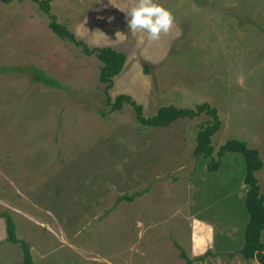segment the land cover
<instances>
[{"label":"rangeland","instance_id":"1","mask_svg":"<svg viewBox=\"0 0 264 264\" xmlns=\"http://www.w3.org/2000/svg\"><path fill=\"white\" fill-rule=\"evenodd\" d=\"M157 2L175 17L159 41L128 31L126 12L137 0H52V13L91 48L127 54L110 90L113 100L129 94L147 116L163 105L208 102L223 123L213 138L214 157L239 139L264 161V0ZM49 24L34 0H0V68L35 64L71 87L0 74V212L10 213L18 236L31 242L35 263L146 264L151 231L187 247L190 216L209 218L215 204L235 219L243 239L245 156L228 152L211 171L214 158L195 155L206 114L152 128L137 121L130 104L112 112L100 82L102 62ZM259 178L264 195V169ZM215 180L232 184L227 195ZM148 187L134 201L117 203ZM7 236L2 217L0 264H23L21 246ZM154 259L158 264L163 257Z\"/></svg>","mask_w":264,"mask_h":264},{"label":"trees","instance_id":"2","mask_svg":"<svg viewBox=\"0 0 264 264\" xmlns=\"http://www.w3.org/2000/svg\"><path fill=\"white\" fill-rule=\"evenodd\" d=\"M11 2L12 0H3ZM38 3L40 9L49 15L50 28L61 39L81 47L87 55H95L101 62L100 82L104 85L107 95L106 104L111 107V111H121L125 104H130L136 114V119L140 124L146 127L159 128L169 127L181 119H195L206 114L209 118L201 125L197 134V143L194 149L196 156L213 157L209 165L211 171H217L222 166V157L228 152L242 153L247 163V173L245 183L248 185L246 193V207L249 213V221L244 234L243 247L233 253L228 254L235 257L240 254L245 259L257 258L261 264H264V195L257 177L264 167V161L257 148L250 147L246 141L239 139L228 140L217 152L218 160L214 157L216 147L213 138L222 128V120L217 107L208 102L200 103L196 107H181L173 104L161 106L155 114L147 116L144 112V106L135 100L129 94H120L115 100L111 98L110 90L113 87L114 79L120 75L126 67L128 56L125 52L119 51L110 46L91 48L85 41L79 39L75 33L64 23L58 20V17L52 13V0H34ZM8 72H18L21 74H30L32 82L41 83L44 86L56 89L71 91V87L62 83L55 76L50 75L45 69L31 64L29 66H2L0 74ZM150 191V187L143 191H136L132 194H124L118 197L117 203L121 201H134L138 196ZM6 218L7 241L13 244H19L23 251V264H36L32 252L31 242L22 239L17 234V225L10 213L0 212V218ZM181 256L186 260V264H194L196 261H205L210 257L218 256L213 250L209 249L205 254L191 258L181 247Z\"/></svg>","mask_w":264,"mask_h":264},{"label":"crops","instance_id":"3","mask_svg":"<svg viewBox=\"0 0 264 264\" xmlns=\"http://www.w3.org/2000/svg\"><path fill=\"white\" fill-rule=\"evenodd\" d=\"M257 177L260 184L259 172H257ZM231 185L232 184L227 180L214 181V186H219L221 195L223 196L229 193ZM216 203H219V201ZM222 210L223 207L221 204H215L211 209L209 218L195 213L190 216L189 220L192 223V229L186 240L187 247L182 246L178 242L177 244L182 247L191 258L201 256L209 249L218 254V256L210 257L205 261H196L194 264H261L257 258L247 260L240 254L233 258L228 255L243 247L244 238L240 240V238L237 237L235 226L237 227L238 224L233 222L235 219L230 220L227 218L228 216L222 214ZM231 212L233 213V211ZM243 215V219L248 223L249 214L244 213V207ZM156 216L157 215H153V217ZM147 232H152L153 234H151L152 240L148 242V252H151L152 255L149 256V259L151 258L152 260H148L146 264H155L154 256H162L163 259H165L164 261L163 259L158 260V264H174V262L176 264H184L185 259L181 256V249L175 245L176 243L173 240L166 239L165 231L155 232L154 230V232H149L148 230ZM148 236L150 237V235ZM237 245L238 248H236ZM168 254L169 257H167ZM171 256L174 258L173 260H171Z\"/></svg>","mask_w":264,"mask_h":264},{"label":"clouds","instance_id":"4","mask_svg":"<svg viewBox=\"0 0 264 264\" xmlns=\"http://www.w3.org/2000/svg\"><path fill=\"white\" fill-rule=\"evenodd\" d=\"M175 17L157 0H137L136 6L126 12L128 31L146 32L152 41H159L174 25ZM120 33H117L119 37Z\"/></svg>","mask_w":264,"mask_h":264}]
</instances>
